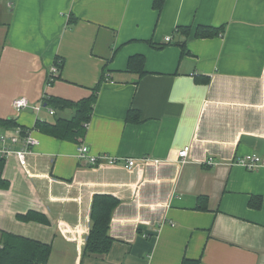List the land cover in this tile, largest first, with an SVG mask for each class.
<instances>
[{
  "label": "crops",
  "instance_id": "1",
  "mask_svg": "<svg viewBox=\"0 0 264 264\" xmlns=\"http://www.w3.org/2000/svg\"><path fill=\"white\" fill-rule=\"evenodd\" d=\"M198 28L221 33L198 38ZM93 95L78 142L36 129L71 120L75 107H13L21 97L62 105ZM6 120L14 127L0 135L21 127L39 145L24 160L0 157V238L49 245L48 264H264V0H163L161 10L155 0H3ZM82 144L123 161L92 165L77 157ZM250 154L262 161L255 170L236 163ZM112 200L111 245L87 250Z\"/></svg>",
  "mask_w": 264,
  "mask_h": 264
},
{
  "label": "trees",
  "instance_id": "2",
  "mask_svg": "<svg viewBox=\"0 0 264 264\" xmlns=\"http://www.w3.org/2000/svg\"><path fill=\"white\" fill-rule=\"evenodd\" d=\"M163 0H155V8L161 10ZM181 34L187 35L188 30L186 28L180 29ZM221 30L198 28L196 37L198 38H212L220 35ZM183 53H186L185 45H181ZM130 68H135L134 61L131 60L129 64ZM139 72L142 73V64L139 63ZM60 77H58L59 79ZM95 102V96H91L88 99L82 100L78 103H63L59 105L56 101H52L51 98H45L44 105H52L63 109L64 107H75L77 109L76 115L71 120L58 119L55 123L38 122L36 129L48 134L54 138L67 141H79L85 136L86 124L90 120L92 112V105ZM2 127L13 126L14 121L6 120L0 122ZM14 127V126H13ZM3 159L0 158V173L3 168ZM7 187V182L0 179V188ZM115 203L110 201L100 208L102 219L96 224L94 232L91 234L87 250L105 253L108 251L111 240L107 237L109 214ZM252 205L256 204L252 201ZM107 209V210H106ZM106 210V212H105ZM24 220H33L30 214L22 217ZM37 219V218H36ZM0 242L2 247L0 248V264H48V260L51 253V247L46 244H42L27 238L15 236L8 233H1ZM183 264H199L198 261L184 260Z\"/></svg>",
  "mask_w": 264,
  "mask_h": 264
},
{
  "label": "built area",
  "instance_id": "3",
  "mask_svg": "<svg viewBox=\"0 0 264 264\" xmlns=\"http://www.w3.org/2000/svg\"><path fill=\"white\" fill-rule=\"evenodd\" d=\"M3 0H0V2ZM172 37H167V42H172ZM61 63L58 62L50 69L49 76L47 79V86H51L57 79L60 77V68ZM44 97V102H45ZM43 102L32 104L27 98L21 97L17 98L13 102V107L17 112H23L27 109L31 108L35 113H38L43 108ZM51 115H54V110L51 109L49 111ZM39 145V141L33 135V131L26 130L21 127H15L12 131L10 136L5 134L0 135V157L4 158L11 154H16L20 159L24 160L25 157L32 155L33 148ZM14 147H18L17 150ZM190 151L189 147H185L183 150L180 151L179 157L181 163L188 162V153ZM77 157L82 160L89 161L92 165H96L100 160H103L107 165H117L121 161L120 158L109 156V155H101L95 156L90 153V149L87 145H79L77 147ZM147 160V159H143ZM261 158L255 154H250L245 157H241L237 159L236 163L248 170H255L261 166ZM136 160L128 159L126 160L125 167L127 169H132L135 166ZM2 247V243L0 242V248Z\"/></svg>",
  "mask_w": 264,
  "mask_h": 264
}]
</instances>
